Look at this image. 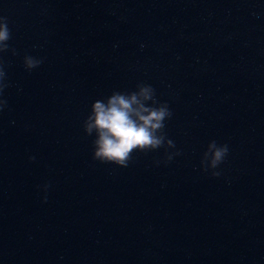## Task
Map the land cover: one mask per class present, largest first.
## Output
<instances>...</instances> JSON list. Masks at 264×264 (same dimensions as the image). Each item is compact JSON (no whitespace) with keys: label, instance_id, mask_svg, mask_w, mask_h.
<instances>
[{"label":"clouds","instance_id":"1","mask_svg":"<svg viewBox=\"0 0 264 264\" xmlns=\"http://www.w3.org/2000/svg\"><path fill=\"white\" fill-rule=\"evenodd\" d=\"M12 31L9 19L0 15V114L8 109L5 91L10 86L3 55L11 52L18 53L10 47ZM114 47H116L114 45ZM144 45H141V49ZM44 63V58L24 55L23 67L31 73ZM173 112L167 102H160L156 97V90L151 84L138 82L132 91H113L106 99H98L92 103L90 114L83 121L84 133L91 137L92 159L100 164L114 165L126 169L133 162V153L156 152L164 150V159L155 161L156 166L161 163L167 166L176 157L181 155L175 142L167 137L165 132L166 121L170 120ZM229 155L228 144H218L215 140L208 143L203 152L200 168L211 178L222 175L220 166ZM35 157H29L34 162ZM49 183L38 186L43 192L42 203H47Z\"/></svg>","mask_w":264,"mask_h":264}]
</instances>
